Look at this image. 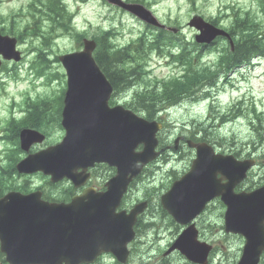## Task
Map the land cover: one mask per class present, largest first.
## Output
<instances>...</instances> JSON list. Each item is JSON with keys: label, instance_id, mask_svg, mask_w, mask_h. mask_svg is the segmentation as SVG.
<instances>
[{"label": "water", "instance_id": "water-1", "mask_svg": "<svg viewBox=\"0 0 264 264\" xmlns=\"http://www.w3.org/2000/svg\"><path fill=\"white\" fill-rule=\"evenodd\" d=\"M110 1L120 3L119 0ZM127 8L142 16L146 15L140 8L131 6ZM193 24L198 28H205L204 36L214 37L221 34L211 26L204 27L196 21ZM11 45V49L7 51L6 47ZM93 47L89 46L85 53L65 62L70 75L63 122L67 129L65 140L57 147L38 154L35 161H30L28 165L24 164L19 168L24 172L42 171L45 175H50L53 181L69 178L76 185L84 183L87 177L85 172L78 173V170L86 171L95 163L117 166L118 175L110 182L107 193L85 192L80 198H75L68 207L56 204L45 207L36 197L20 194L5 197L0 202V234L4 240L3 247L6 238H9L8 244L17 247V241L22 237L29 238L34 227L45 236V239H42V253L34 254V244L30 246L27 241L25 247L23 245L20 247L19 250L31 259L40 255L41 261L28 263L58 264L65 260L76 264L78 261L83 262L81 259L90 254L96 257L102 250L110 248L114 244V235L126 233L124 224L119 223L109 206L111 199L116 196V186H120L124 192L138 172V166L135 164L140 161L145 163L156 156L153 153L157 144L154 135L157 130L155 124L132 120L131 114L126 113L123 116V120H126L123 125L125 127L119 128L118 123H115V118L119 117L109 118L98 113L100 106H104L101 103L102 90L107 83L91 58ZM1 53L7 59L19 60L18 53L14 51V41L0 38ZM142 142L145 149L142 153L136 154L133 148ZM211 154L213 153L209 147L200 146L199 158L202 161L198 162L197 167L205 169L191 173V176L197 179L189 181L188 186L182 190L179 187L174 188L172 192L176 198L174 207L173 204L168 206V197L163 200L164 206L182 218L188 206L193 205L196 200L203 201L207 193L222 191L224 200L229 205L228 230L240 231L248 237L241 264H257L264 250V188L250 195L234 196L232 189L244 175L247 166H240V174L235 178L225 169V166L232 162V158ZM128 159L131 161L133 159L134 166ZM203 161H207L214 169H219L224 178L230 179V183L225 188L220 187L215 180V171L212 174L209 166L202 164ZM78 207L86 213L76 211ZM137 211L135 209L133 215ZM124 220L130 222L129 218ZM131 238L132 235L126 238V242ZM76 248V252H70ZM6 250L12 257L19 256L18 252H10L8 247Z\"/></svg>", "mask_w": 264, "mask_h": 264}, {"label": "rangeland", "instance_id": "rangeland-1", "mask_svg": "<svg viewBox=\"0 0 264 264\" xmlns=\"http://www.w3.org/2000/svg\"><path fill=\"white\" fill-rule=\"evenodd\" d=\"M32 1L0 0V20L3 22L1 26L8 30L23 33V38L19 42V49L24 54L30 52L23 63H9L6 66L7 70L0 69V77L6 83L5 87H0L1 134L4 127V118L8 117V107L11 100L15 99L16 102L21 100L18 91L23 90L24 93L28 92L33 97L58 94L63 85L65 86V78L63 77V70L60 64L55 61V57L78 48V43L69 35H61L56 39L52 36L49 44L51 49L46 48L49 46H43L45 38L42 37V34L38 40L33 37L30 29L33 27L34 21L28 8ZM66 2L75 17L74 25L78 31L97 36L99 28L112 29L116 34L114 42L118 47L128 46L143 32L147 31L146 26L137 21L138 19L130 14L122 13V11L109 5L104 0H86L85 2L83 0H66ZM231 8H234L235 11L241 9L245 12H251L258 21L264 24V12L261 9L259 0H256V2L254 0H157L151 5L150 10L160 23L165 25L166 30H177V25L183 27L181 35L185 36V41L192 44L194 43V31L187 27V23L192 16L204 15L207 18L217 19L226 26L229 25L233 15ZM34 14L42 25V14ZM154 32L156 31L151 30L149 34ZM227 44V42H220L218 46L205 50L201 55L203 64L213 65L216 63L223 47ZM176 45L180 46L184 45V43L178 38ZM37 47L45 48L48 52L47 59L50 63L48 64L49 69L45 72L52 77L53 83H51L50 88L44 87L46 77L42 78V83L40 86L35 85L36 87L31 86L30 80H26V72H30L28 67L32 61L36 60L37 53L33 50ZM188 49L194 51L192 46H189ZM259 62L264 66V59ZM36 66L41 70L42 67L38 64ZM172 68L174 71L171 68H158L156 69V74L159 78H164L172 75V73H178V67L172 65ZM11 71H17L21 81L13 80ZM242 74L241 70L236 71L229 76V80L234 81L236 85L246 86L242 83ZM253 74L250 80L246 81L248 87L246 91L242 89L240 92L237 91L230 95L227 94L228 89H226L225 93H217L219 95L218 100L212 103L205 102L201 97L198 101L184 102L175 110L170 111L169 115H165L168 129L161 136L165 144H171L176 134H183L189 137L198 131L199 127H201V122H204L203 126L206 127L213 124L214 127L208 129L215 134L210 135L212 138L210 141H212L216 149L223 153L233 154L237 152L242 159L256 158L257 160L258 165L255 166L252 177L244 189L264 181V117L262 121H259L257 119L261 114L253 115L252 113L253 104L258 111L264 110V67L257 68ZM55 75H60V77L54 78ZM32 87L36 88V91L30 90ZM253 101L254 103H252ZM234 106L240 108L242 112L238 120L225 125L218 124L217 121H211V117L218 116V113H220L218 107L232 109ZM58 136L60 135L57 131L54 133L53 138H58ZM4 149V145L0 143V169L1 167L9 168L8 155L3 152ZM188 150L184 149L180 155L168 153L166 157L164 156L165 158L144 172L128 196L126 206H133L150 192L154 193V197H156L157 194L155 192L164 191L174 180L175 175H183L193 159V153ZM169 154L170 157L167 159ZM102 172L100 173L96 170L94 173V181L98 184H102L109 176L106 169H102ZM28 179L16 175L10 185H18ZM39 184H42V182L34 178L31 186L35 188ZM156 189L159 191H156ZM53 193L56 196L58 192L55 191ZM206 217L216 225V228L206 232V240L218 246L213 264H234L238 248L244 245L243 241L238 237L225 234L224 230L221 229V225L224 223L222 219L215 220L209 214ZM169 222L170 220L162 216L157 210L147 212L141 225V236L137 243L133 245V253L129 264H155L163 259V247L175 239V227L168 226ZM153 224L156 226H153ZM170 264L187 263L179 256H175Z\"/></svg>", "mask_w": 264, "mask_h": 264}, {"label": "trees", "instance_id": "trees-1", "mask_svg": "<svg viewBox=\"0 0 264 264\" xmlns=\"http://www.w3.org/2000/svg\"><path fill=\"white\" fill-rule=\"evenodd\" d=\"M249 32H250V30H249ZM106 41H107L106 37H104V39H103V41L101 43V45L103 47L107 46V42ZM255 41H256V38L252 35V33H249V35L244 36V39L242 40V45H247L248 44L250 46H253V45H255ZM241 47H243V46H241ZM109 55H110V50H109V47H108V52L105 49L104 55H100L97 58V60H99V62L101 63V66L104 67L106 72H107V68H109V65H110ZM235 56H238V57L235 58V63L239 64V63L245 61L246 59H248L249 52L243 53L241 56L239 54L235 55ZM120 82H121V78L117 77V76H116V80H113L114 85H118L119 86ZM178 87H179V85H177L175 88L178 89Z\"/></svg>", "mask_w": 264, "mask_h": 264}]
</instances>
